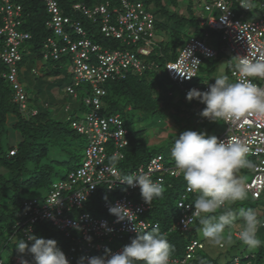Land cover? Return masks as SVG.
Masks as SVG:
<instances>
[{
	"label": "built area",
	"instance_id": "1",
	"mask_svg": "<svg viewBox=\"0 0 264 264\" xmlns=\"http://www.w3.org/2000/svg\"><path fill=\"white\" fill-rule=\"evenodd\" d=\"M42 1L48 14L45 26L50 31L42 43V59L59 60L61 63L68 61L66 76L71 81L63 89L74 98H80L84 109L79 111L85 110V113L77 116L76 111H73L67 119L70 127L84 136L85 143L81 162L64 178L53 182L45 196L23 200L24 219L18 224L26 240L31 241L28 237L34 231V224L48 223L69 242L68 247L62 244L58 246L70 264H87V258L92 256L108 258L107 250L111 253L122 251L137 235L136 228L148 231L158 225L143 217L149 206L132 198L135 192L140 193L139 186L130 187L115 181L125 176L111 163V158L125 157L128 129L119 113L102 112L107 81L160 68L154 60L146 57L159 41L155 15L143 0H71L73 2L68 10L72 15L65 13V7L62 8L58 0ZM241 2L204 0L203 8L208 16L203 18L201 14L199 18V25L207 28L204 36H208L210 30L220 35L218 50L233 63L230 76L234 83L241 79L236 68L241 56H264V0L259 5H254L255 0H251V9L242 7ZM22 13L20 3L0 0V63L6 66L3 77L12 89V100L19 105L21 112L35 114L36 110L29 108L25 87L19 79L22 50H26L24 44L31 38V34L21 28ZM251 13L255 17L249 18ZM73 14L96 23L105 39L117 40L121 46L113 47L93 40L88 36L82 21ZM216 52L217 49L204 39L192 35L181 46L175 59L164 63V71L185 96L193 88L207 91L209 82L195 83L194 79L199 75L203 59L215 57ZM30 71L37 74L36 67ZM184 74L193 76L186 78ZM252 82L264 88V80L256 78ZM79 91L83 93L81 97ZM224 124L225 130L218 136L220 140L239 139L249 147L247 158H252L254 167L245 184L251 197L259 200L264 192V118L248 115L240 122ZM14 152L15 149H12L9 154ZM141 173L149 175L155 182H162L163 188L170 186L169 178L183 176L175 164H167L160 153L138 165L130 175ZM100 186L117 194L103 198L99 204L103 214L95 215L86 209V205L95 197ZM119 190L122 193H118ZM193 194L196 193L189 191L186 184L176 200L178 221L169 228V232L177 230L187 233L195 224L197 218L192 215L195 203L191 199ZM116 204L129 209L132 220H118L110 214L109 207ZM257 216L264 221V209L258 211ZM189 217V227L185 228L182 220ZM102 222H106L107 227H102ZM109 228L112 230L108 231ZM239 230L234 232L237 238ZM201 248L202 241L190 239L183 255H172L170 264L185 263ZM23 260L35 264L30 253L17 255L12 264H21ZM240 262L239 256L232 258L233 264ZM245 264L251 263L246 261Z\"/></svg>",
	"mask_w": 264,
	"mask_h": 264
},
{
	"label": "trees",
	"instance_id": "2",
	"mask_svg": "<svg viewBox=\"0 0 264 264\" xmlns=\"http://www.w3.org/2000/svg\"><path fill=\"white\" fill-rule=\"evenodd\" d=\"M14 1L20 3L23 9V24L21 28L31 34V38L24 44L26 50H22L21 63L26 62L28 59L41 60L45 66L43 68L45 75H67L68 66L65 68L66 62L61 63L59 60L42 59V43L50 34V31L45 26L48 14L43 1ZM143 1L151 6L155 15L156 33L160 31L161 34L167 33L170 39H160L157 42V48H154L146 56L154 60L160 68L147 70L141 75L129 74L124 79L109 80L105 83L106 95L103 98L102 112L105 114L119 113L125 121V127L128 129V144L125 147V157L123 159L111 158V163L124 176L130 175L138 165L147 162L151 156L160 153L158 149L144 140V127L134 128L133 122L139 118L135 115L141 114L144 118L163 110L164 106L170 103L172 94L171 92H165L164 85L172 81L164 71V63L175 59L179 49L184 44V39H188L191 36L188 33L191 31L190 29L194 28L199 38L207 30V28L199 25L198 18L193 14L191 2L186 5L188 14L185 16L168 8L169 4L176 6L178 0ZM71 2L73 1L58 0L60 6L62 8L65 7L66 14L69 13L68 7ZM73 16H77L82 21L88 36L93 40L105 45L110 44L113 47L121 46L117 40L105 39L99 32L96 23L82 18L80 15L73 14ZM185 29L186 32H183L182 30ZM209 32L213 33L214 31L210 30ZM222 57L221 52L217 49L215 57L204 58L199 75L194 79L195 83L209 82L202 75L206 74V76H209L212 74ZM232 68L233 63L229 61L224 70L225 76L230 73L228 71ZM5 70L6 66L0 63V164L6 168L8 174H0V259L2 264H12L17 255L29 254L28 252L20 253L17 250L15 246L19 240H24L29 245L34 243V241L26 240L22 234V227L18 224L24 219L23 200L32 198L24 197V194L31 188L48 189L53 183L50 180L51 176L57 174L54 169L55 163L61 164L66 168V172L61 174L58 180L64 178L69 171L74 169L83 157L85 138L70 127L69 121H63L51 116L47 107L36 109L35 114L21 112L19 105L12 100L13 92L9 83L3 77ZM204 105L202 103L201 108ZM79 109H84L81 103ZM10 116L13 118L12 122H9ZM8 123L20 132L22 139L17 147L9 146L7 150H3L1 138L5 134L6 124ZM12 149H15V152L10 155L9 151ZM162 155L166 163L170 164L166 156ZM59 156L62 158H59ZM247 159L253 163L252 158ZM169 181L171 182L170 186L167 185L164 188L163 196L154 199L151 205L145 203L143 198L140 200L149 206L143 217L152 223L156 222L158 224L160 233L174 246L175 250L172 255L181 256L190 239L194 238L203 243V240L198 237V231L201 226L196 220L187 233H181L177 230L168 231L178 221L179 210L176 206V200L187 184L183 176L171 177ZM118 193H122V191L119 190ZM115 194L117 193L108 191L103 186H100L95 197L86 205V209L92 211L95 215H102L103 212L99 206L101 200L103 198H111ZM197 196V193L193 194L191 199L196 200ZM232 205L234 206V204ZM251 205L249 203L244 208L255 210ZM237 221L240 222V227L242 221L239 219ZM263 229L264 227L259 228L257 235L259 233L263 234L261 232L264 231ZM151 230L152 228L148 231ZM33 234L37 237L55 239L56 231L48 223L38 222L34 224V231L30 235ZM60 237L61 240L64 239L61 235ZM61 244L63 247L69 246V242L65 239ZM204 246L203 243V248L197 250L194 256L183 264H233L232 258L234 256L240 257V264H245L246 261H250L251 264H264L263 245L258 249L248 250L247 256H240L234 253L229 260H225L223 263L219 260V257H214L207 253ZM230 247L232 248L233 245ZM140 264H143V262H140Z\"/></svg>",
	"mask_w": 264,
	"mask_h": 264
},
{
	"label": "clouds",
	"instance_id": "3",
	"mask_svg": "<svg viewBox=\"0 0 264 264\" xmlns=\"http://www.w3.org/2000/svg\"><path fill=\"white\" fill-rule=\"evenodd\" d=\"M240 5L246 9L252 8L251 0H242ZM236 68L241 76L238 82L231 83L227 76H219L207 91L195 88L188 91L186 99L189 102L195 99L206 105L200 115L227 124L240 122L248 115L264 118V88L252 82L256 78L264 80V56H241ZM184 76L191 78L193 75ZM249 151L242 140H220L215 135L207 136L194 130L183 131L174 141L171 156L175 166L187 182L188 190L198 194L192 215L197 218L203 237L213 246L224 242L225 229L232 227L238 219L242 221L239 240L249 249L264 245V240L257 236L259 228L264 227V221L256 211L244 207L233 211L230 207L237 201L248 199L247 186L236 173L241 168L254 167L252 161L247 159ZM115 181L130 187L139 186L141 197L149 205L164 193L162 182H155L143 173L127 175ZM109 212L118 220H132L129 215L132 212L121 204L110 206ZM189 220L190 217L182 220L185 228L189 227ZM102 227H107L106 222H102ZM135 231L137 235L122 251L111 253L107 250L108 258L92 256L87 258V264H170L175 249L160 233L158 225L151 231L137 228ZM28 240L34 243L29 245L19 240L15 247L20 253L32 254L35 264H70L55 239L33 234L29 235ZM21 264L28 262L23 260Z\"/></svg>",
	"mask_w": 264,
	"mask_h": 264
},
{
	"label": "rangeland",
	"instance_id": "4",
	"mask_svg": "<svg viewBox=\"0 0 264 264\" xmlns=\"http://www.w3.org/2000/svg\"><path fill=\"white\" fill-rule=\"evenodd\" d=\"M261 0H255L254 5H259ZM188 2H191L193 7V14L196 15V17L199 18L202 17L206 18L208 16V13L204 11L203 5L204 0H178L176 6L173 4H169L168 8L172 11H176L179 14L187 15L188 11L186 9V5ZM151 7V6H150ZM197 13V14H196ZM216 14V12H215ZM255 15L252 13L250 14L249 18H253ZM191 30V31H190ZM188 32L189 35L197 36L196 31L194 28L190 29ZM183 32H186L185 30H182ZM161 32V31H160ZM157 32V39L158 40H168L170 39L167 33H160ZM218 33H210L208 36H200L202 39L206 41V43L210 46H212L215 49H218L220 38ZM188 37V36H187ZM187 38L184 39V43ZM157 48V44L154 47ZM155 52V51H154ZM221 52V51H220ZM222 58L219 60L217 66L215 67L216 70L212 72L209 76L202 75L205 77L210 83L215 82V78L219 76H225L224 70L229 63L230 59L228 60L226 54L221 52ZM232 62V61H231ZM42 64L43 62L39 60V62H36V64ZM68 61H66L67 68ZM39 71H41V67H39ZM230 72V71H228ZM229 79V82L234 83V80L230 76V73L226 75ZM71 81L70 77L62 75V79H59L58 83L56 85V89L54 90V93L57 94L58 100H53L50 102L49 106H47V110L51 113V116L57 119H61L63 121H68L67 118L71 116L73 111H76L77 116H82L85 113V110L79 111L80 108V98H74L72 95L66 93L63 88L66 84H68ZM165 92L169 93L171 92L172 97L170 99V103L165 105L164 109L161 111H157L155 114L148 115L146 117H142L141 114L135 115L136 117H139L138 120L133 122L134 128L144 127V140L149 143V145L153 146L154 148L158 149V151L162 154H164L167 158V161L170 163H174L175 161L171 156V149L174 145L175 139L179 136L180 133H182L185 130H194L197 132H204L207 136H213L216 137L222 134L225 130V124L224 122L220 121H211L209 118L203 117L200 115L202 109L198 107L199 101L192 100L188 101L186 99V96L182 93L178 87L172 83L167 82L164 85ZM26 91L29 95V97H33L35 95L34 89L30 86L26 87ZM57 92V93H56ZM80 94V91H79ZM83 93L80 94V97ZM68 106L69 109L66 110L65 107ZM206 107L204 105L203 109ZM6 131L5 134L1 138V144L3 150H7L9 146L17 147L20 143L22 137L18 130H15L10 123L6 124ZM59 158H62L59 156ZM82 160V158H81ZM81 160L78 162V164L81 162ZM77 164V165H78ZM55 171L56 175L51 176V181H57L61 174L66 172V168L58 163H55ZM251 168H241L236 173V175L243 179L244 182L248 181L251 177ZM0 174L8 175L6 168L1 166L0 164ZM47 188H31L24 194V197H43L45 196L47 192ZM135 200L142 199L141 194L139 192H135L132 196ZM141 201V200H140ZM252 204L253 208H255L256 211H260L264 209V192L261 194L259 200H254L251 195L248 193V199L244 201H237L234 203V206L231 205L230 207L233 209V211H237L240 207H246L248 204ZM239 221H236V223L230 227L226 228L224 232L225 240L222 242V245L213 246L211 245L202 235L201 228L198 231V237L203 240L204 247L207 253L211 254L214 257H219V260L223 263L225 260H229L232 257V254L237 255H243L247 256L248 250H250L247 246H245L239 239L234 237V232L239 230ZM264 230V229H263ZM263 234L259 233L257 236L264 240V231ZM62 236V235H61ZM231 237L229 240L228 237ZM55 240L57 241V245H60L63 243L64 239L61 240L60 234L56 232ZM233 245L231 248L230 246ZM59 247V246H58ZM246 248V250H244ZM254 250V249H251ZM264 250V245H263ZM264 256V255H263ZM264 260V258H263Z\"/></svg>",
	"mask_w": 264,
	"mask_h": 264
},
{
	"label": "crops",
	"instance_id": "5",
	"mask_svg": "<svg viewBox=\"0 0 264 264\" xmlns=\"http://www.w3.org/2000/svg\"><path fill=\"white\" fill-rule=\"evenodd\" d=\"M34 57V56H33ZM39 62L37 59H28L26 62L22 63L20 66L19 79L21 80L23 86H30L34 89L35 95L31 98L28 96V104L30 109H43V107L49 106L50 102L57 99V94L54 93L56 87L55 84L58 83L59 79H62V75L57 76H48L44 74L43 68L45 66L43 64H36ZM32 67L37 68V74H32L30 69ZM39 67H41V71H39ZM66 76V75H64ZM64 90V89H63ZM57 93V92H56ZM202 103L198 104V107L201 108ZM203 109V108H201ZM12 116L9 117V122H12ZM9 124V123H8ZM256 211V210H255ZM258 214V211H256Z\"/></svg>",
	"mask_w": 264,
	"mask_h": 264
}]
</instances>
